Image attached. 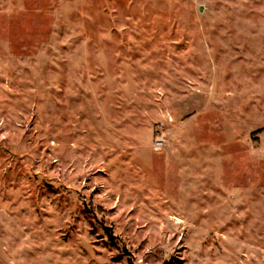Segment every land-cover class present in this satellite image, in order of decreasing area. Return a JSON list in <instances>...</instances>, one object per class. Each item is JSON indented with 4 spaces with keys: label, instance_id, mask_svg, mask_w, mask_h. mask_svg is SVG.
<instances>
[{
    "label": "rangeland",
    "instance_id": "1",
    "mask_svg": "<svg viewBox=\"0 0 264 264\" xmlns=\"http://www.w3.org/2000/svg\"><path fill=\"white\" fill-rule=\"evenodd\" d=\"M131 261L264 264V0H0V264Z\"/></svg>",
    "mask_w": 264,
    "mask_h": 264
},
{
    "label": "trees",
    "instance_id": "2",
    "mask_svg": "<svg viewBox=\"0 0 264 264\" xmlns=\"http://www.w3.org/2000/svg\"><path fill=\"white\" fill-rule=\"evenodd\" d=\"M109 235H111L112 236V233L111 232H109ZM128 264H135L134 262H129Z\"/></svg>",
    "mask_w": 264,
    "mask_h": 264
}]
</instances>
